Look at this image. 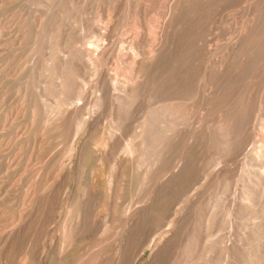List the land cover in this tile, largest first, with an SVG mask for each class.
Masks as SVG:
<instances>
[{
  "label": "rangeland",
  "instance_id": "1",
  "mask_svg": "<svg viewBox=\"0 0 264 264\" xmlns=\"http://www.w3.org/2000/svg\"><path fill=\"white\" fill-rule=\"evenodd\" d=\"M169 1L172 0H0V264H112L115 246L131 231L120 221L123 210L130 204L140 206L148 196L159 205L157 217L165 223L163 230L172 219L174 231L168 233L171 237L164 254L151 258L146 242L135 264H264V155L250 153L254 157L247 158V166L241 162L244 153L231 161L226 127L231 118L238 122L244 113L247 86L239 60L245 48L252 53L250 70L264 78V0L219 1L200 10L201 15L197 13L196 19L205 23V38L203 58H196L197 66L192 69L195 85L184 94L186 98L175 100L173 109L164 113L163 100L150 98L148 93L138 98L140 111L127 121L126 133L122 134L125 136L121 135L125 138L122 142L129 140L134 125L143 123L142 136L136 138L137 150L132 155L106 140L114 123L108 107L102 109L96 121L88 117L97 90L91 66L79 63L85 60L80 51L82 41L92 36L89 33L96 26L102 30L104 22L109 21L111 59L106 71L122 74L127 67L120 64L121 68L113 70L112 62L118 40L130 27L132 10L146 7L143 17L155 23L163 19ZM238 30L246 34L241 44L237 41ZM255 37L261 40L255 43ZM224 53L232 70L226 107L218 100V87L203 75ZM65 54L73 57L71 63L62 64ZM261 84L264 86V80L251 86L252 94ZM208 86L212 100L206 103ZM80 91V98L74 97ZM258 94H253V105ZM64 99L71 103L64 104ZM260 106L253 111L250 142L244 146L252 152L259 145L264 152V139L257 134L264 123V100ZM73 109L84 119L76 131Z\"/></svg>",
  "mask_w": 264,
  "mask_h": 264
},
{
  "label": "bare ground",
  "instance_id": "2",
  "mask_svg": "<svg viewBox=\"0 0 264 264\" xmlns=\"http://www.w3.org/2000/svg\"><path fill=\"white\" fill-rule=\"evenodd\" d=\"M118 1V0H117ZM128 1V0H127ZM154 1V0H153ZM160 1V0H158ZM165 1V0H164ZM226 3L230 0H172L163 14V19L158 20L155 23L152 21H148L143 17L145 13L146 7L137 8V10H132V19H130V27L125 28L126 30L123 32L124 37L118 40V48L117 52H115L114 58L115 61L113 70L120 67L119 65L123 64L127 67L126 72H122L118 74V71H114L112 73H107L106 65L111 59L110 54V44L112 42L111 35L109 31L112 29L110 22L105 21L103 29L101 30L99 26L95 27L91 33L92 36L82 41V46L80 47L81 56L85 57L84 61H80L81 65H90L93 70V85L97 90L96 97L91 103V107L87 111L88 117L95 118L100 115L103 111L102 109L108 107L110 114L114 116V123L111 124V127L108 129L106 134V140L110 141L109 144L112 147L120 148L123 153L127 155H132L137 150L138 143L135 141L137 137L142 136V124L134 125V132L132 133V137L122 142L124 139L121 138V135L125 132L127 121L133 119V116H137L140 111V102H138V98L140 96H144L146 93L149 94L153 98H158L159 100H163V113L173 109V103L175 100L181 99L186 92H190L189 90L192 86L195 85L193 80L196 78L193 77L192 69L197 66L196 58L202 57L204 51L202 49L204 47L203 43V29L204 22L202 20H197L199 17L197 13L200 10L205 9L209 4H215L217 2ZM124 2V1H122ZM152 2V1H151ZM149 2V3H151ZM246 2V1H245ZM257 2V1H256ZM254 2V3H256ZM166 3V2H165ZM132 4V3H131ZM156 4V3H155ZM261 4V3H260ZM153 5V4H152ZM164 5V4H163ZM92 6V5H91ZM123 6V5H122ZM130 6V5H128ZM155 6V5H154ZM159 6V5H158ZM236 6V5H235ZM120 7V6H119ZM150 7V6H149ZM159 8V7H158ZM157 8V9H158ZM208 8V7H207ZM250 10V7H248ZM256 8V7H254ZM252 8V10H254ZM153 9V8H152ZM248 10V11H249ZM251 10V11H252ZM262 10V9H261ZM102 11V10H101ZM107 11V10H106ZM159 11V10H158ZM104 12V10H103ZM100 12V13H103ZM109 12V11H108ZM120 12V11H119ZM131 12V11H130ZM161 12V11H160ZM258 12V11H256ZM263 12V11H262ZM110 13V12H109ZM148 14V13H147ZM155 14V13H154ZM153 14V15H154ZM162 14V13H161ZM200 14V13H198ZM264 14V13H263ZM106 15V14H105ZM102 15V16H105ZM157 15V14H156ZM155 15V16H156ZM201 15V14H200ZM251 15V14H250ZM262 15V13H261ZM259 15V16H261ZM98 16V15H97ZM110 16V15H109ZM108 16V17H109ZM147 16V15H144ZM256 16V15H255ZM254 16V17H255ZM77 17V16H75ZM126 17V16H125ZM201 17V16H200ZM252 17V16H251ZM128 18V17H127ZM130 18V17H129ZM150 18V17H149ZM74 19V18H73ZM124 19V18H123ZM261 19V18H260ZM85 20V19H84ZM102 20V19H101ZM100 20V21H101ZM126 20V19H125ZM153 20V18H152ZM228 20V19H227ZM251 20V19H250ZM256 20L253 18V21ZM99 21V22H100ZM123 21V20H122ZM202 21V22H200ZM128 22V20L126 21ZM236 22V21H235ZM264 22V21H263ZM89 22H87L88 24ZM125 23V22H123ZM260 23V20L259 22ZM257 23V24H258ZM101 24V22H100ZM114 24V23H113ZM120 24V23H119ZM128 24V23H127ZM262 24V23H261ZM83 25V24H82ZM91 25V24H88ZM264 25V23H263ZM128 25H126L127 27ZM86 27V26H85ZM91 27V26H89ZM113 27V26H112ZM255 27V26H253ZM88 28V27H87ZM92 28V27H91ZM261 28V26H260ZM241 30V29H240ZM238 30V31H240ZM244 30V29H242ZM246 30V29H245ZM247 31V30H246ZM255 31V30H253ZM74 33V32H73ZM245 33V32H244ZM242 31L239 32L238 43H242L246 34ZM255 33V32H254ZM260 33V31H259ZM88 34V33H87ZM206 34V33H205ZM116 36V35H115ZM119 36V35H118ZM117 36V37H118ZM120 37V36H119ZM246 38V37H245ZM256 38V37H255ZM261 37H257L255 39V43H258ZM117 39V38H116ZM115 39V40H116ZM236 41V39H235ZM263 42V41H262ZM261 42V43H262ZM208 43V42H207ZM235 43V42H233ZM240 43V44H241ZM254 43V42H252ZM215 45V44H214ZM254 45V44H250ZM69 46V45H68ZM114 47V46H113ZM225 47V46H224ZM68 48V47H67ZM245 48V47H244ZM251 48V47H250ZM74 49V48H73ZM216 49V48H215ZM242 49V48H241ZM258 49V48H257ZM261 49V48H260ZM66 50V49H65ZM64 50V52H65ZM227 50V49H226ZM229 50V49H228ZM235 50V48H234ZM264 50V49H263ZM261 50V51H263ZM112 51V50H111ZM211 49L208 48V52L210 53ZM217 51V50H216ZM244 51V50H243ZM255 51V50H254ZM225 52V51H224ZM258 52V51H257ZM226 53V52H225ZM224 53V54H225ZM236 53V52H234ZM264 53V52H263ZM212 54V53H211ZM223 54V53H221ZM233 54V53H232ZM252 54V53H251ZM250 53H247V49L245 48L242 57H240V67L245 72L244 80L247 86V91L245 94L244 100V113L240 121L237 122L235 119H230L228 123H226L227 132H228V142L230 146L229 159L233 161L236 157H239L241 153H244L242 165L247 166V158L252 156L251 154H255L256 157H262L264 154L262 145L254 148L253 152L251 148H244L247 142L250 140L251 131L250 128L251 121L254 114V109L260 106L262 100H264V86H261L256 89V92H259L257 101L253 105L252 97L253 93L250 90L251 86H254L257 81L264 80L260 74L256 72V70H250ZM256 54V52L254 53ZM259 56V54H256ZM209 56V55H208ZM211 56V55H210ZM59 57V56H57ZM62 57V56H61ZM229 57V56H228ZM236 57V56H235ZM113 58V57H112ZM254 59V58H251ZM113 60V59H112ZM111 60V61H112ZM255 60V59H254ZM73 61V57L71 55L65 54L63 55L62 64H66L67 62L71 63ZM232 62V61H231ZM48 63V62H47ZM262 63V62H261ZM206 64V63H205ZM215 67L212 66L209 71H204L203 75L207 77V81L210 84H215L216 87L220 90L219 94V102L224 103L223 105L226 107V102L229 99V84H230V63L227 60V55H223L222 59L215 62ZM253 64V63H252ZM67 66V65H65ZM123 66V68H125ZM206 66H209L206 64ZM121 68V67H120ZM122 68V69H123ZM77 69V68H76ZM256 69H258L256 67ZM126 70V68H125ZM124 71V70H120ZM30 72V71H29ZM66 74V73H65ZM206 74V75H205ZM66 76V75H65ZM232 76V75H231ZM258 76V78H256ZM67 78V77H66ZM83 78V77H82ZM88 78V77H87ZM79 79V78H78ZM86 79V78H84ZM82 81V80H81ZM55 83V82H54ZM84 83V82H83ZM82 84V83H81ZM232 84V83H231ZM77 85V84H76ZM205 85V84H204ZM259 85V84H258ZM67 86V85H66ZM72 86V85H71ZM57 86L56 88H58ZM83 87V86H82ZM81 87V88H82ZM231 87V86H230ZM258 87V86H257ZM79 88V87H78ZM79 88V89H81ZM208 88V90H207ZM27 89V88H26ZM77 89V88H76ZM197 89V87H195ZM86 90V89H85ZM84 90V93H85ZM207 93L204 95V101L208 103L212 100V97L209 96L210 86L206 87ZM218 91V90H216ZM199 92V91H198ZM203 92V91H202ZM239 92V91H238ZM67 93V92H66ZM74 93V92H73ZM79 93H74V97L80 98ZM96 93V92H95ZM212 94V93H211ZM217 95V94H216ZM238 95V94H236ZM83 96V94H82ZM215 96V95H214ZM218 96V95H217ZM41 97V96H40ZM255 97V96H254ZM131 98V99H129ZM183 98H186L183 97ZM215 98V97H214ZM239 98V97H238ZM60 99V98H59ZM75 100V98H74ZM156 100V99H153ZM217 100V102H218ZM157 102V101H156ZM234 102V101H233ZM60 103V102H59ZM63 103H71V101L63 100ZM155 103V102H154ZM57 104V103H56ZM62 105V103H60ZM78 105V103H76ZM140 104V105H139ZM59 105V104H58ZM143 105V104H142ZM146 105V104H144ZM218 105V104H217ZM231 105V104H229ZM263 105V104H262ZM55 106V105H54ZM60 106V105H59ZM74 106V105H73ZM203 106V105H202ZM214 106V105H213ZM53 107V106H52ZM189 107V106H188ZM230 107V106H229ZM49 108V107H48ZM63 108V107H62ZM88 108V107H87ZM228 108V107H227ZM226 108V109H227ZM257 108V110H258ZM59 109V108H57ZM50 110H52L50 108ZM54 110V109H53ZM67 110V109H66ZM73 109V112L76 110ZM105 110V109H104ZM261 110H264L261 108ZM160 111V110H159ZM226 111V110H222ZM243 111V109H242ZM54 112V111H52ZM70 112V110H69ZM105 112V111H104ZM138 112V113H137ZM261 112V111H259ZM224 113V112H223ZM262 113V112H261ZM71 114V113H69ZM74 114V113H73ZM103 114V113H102ZM220 114V113H219ZM225 114V113H224ZM223 114V115H224ZM230 114V113H229ZM47 115V114H46ZM85 115V113H84ZM140 115V114H139ZM222 115V114H221ZM228 115V114H227ZM67 116V114H66ZM33 117V116H32ZM53 117V116H52ZM101 117V116H100ZM99 117V118H100ZM226 117V116H225ZM67 118V117H65ZM74 131H76L83 123V117L79 116L77 113L74 114ZM222 118V117H221ZM261 119V117H259ZM264 118V116H263ZM98 119V118H97ZM223 119V118H222ZM34 120V119H33ZM32 120V121H33ZM38 120V119H36ZM63 120V119H61ZM66 120V119H65ZM63 120V121H65ZM93 120V121H94ZM35 121V120H34ZM69 121V120H68ZM72 121V120H71ZM88 121V120H87ZM96 121V120H95ZM261 121V120H260ZM46 122V121H45ZM150 122V121H149ZM52 123V122H51ZM95 123V122H93ZM97 123V122H96ZM255 123V122H254ZM262 123V122H260ZM43 124V123H42ZM60 124V123H58ZM50 126V125H49ZM90 126V124H89ZM72 127V129H73ZM86 127V126H85ZM91 127V126H90ZM139 127V128H137ZM61 130V129H60ZM87 130V129H86ZM130 130V128H128ZM162 130V129H161ZM90 132V130H88ZM87 131V132H88ZM128 132V131H127ZM148 132V131H147ZM162 132V131H161ZM126 133V132H125ZM72 134V133H71ZM80 134V133H78ZM87 134V133H86ZM258 138L264 139V123L260 124L258 127ZM84 135V134H83ZM97 135V134H96ZM64 136V135H63ZM66 136V135H65ZM125 136V135H122ZM87 137V135H86ZM79 138V137H78ZM83 138V137H82ZM85 138V137H84ZM83 138V139H84ZM148 138V137H147ZM8 139V138H7ZM123 139V140H122ZM159 139V138H158ZM255 139V138H254ZM253 139V140H254ZM257 139V138H256ZM255 139V140H256ZM122 140V141H121ZM255 143V141H253ZM77 141V140H76ZM226 141V140H225ZM122 142V143H121ZM161 142V141H160ZM250 142V141H249ZM258 142V140L256 141ZM260 142V140H259ZM258 142V143H259ZM7 143V142H6ZM163 144V143H162ZM251 144V143H250ZM249 144V145H250ZM10 145V144H9ZM8 145V147H9ZM44 145V144H43ZM75 145V143H73ZM93 145V144H92ZM14 147V146H13ZM252 147V146H251ZM100 150V149H98ZM108 150H110L108 148ZM13 151V150H12ZM11 151V152H12ZM113 151V150H112ZM10 152V151H9ZM81 152V151H80ZM185 152V151H184ZM110 153V152H108ZM251 153V154H250ZM82 154V153H81ZM239 155V156H238ZM183 156V155H182ZM16 157V156H14ZM121 157V156H119ZM157 157V156H156ZM254 157V156H252ZM125 158V157H124ZM71 159V158H70ZM219 159V158H217ZM221 159V158H220ZM251 159V158H249ZM253 159V158H252ZM257 159V158H256ZM61 160V159H60ZM76 160V158H75ZM97 160V159H96ZM111 160V159H110ZM155 160V159H154ZM181 160V159H180ZM254 160V159H253ZM119 161V160H118ZM218 161V160H217ZM260 161V160H259ZM153 162V161H152ZM158 162V161H156ZM161 162V161H159ZM257 163V161H255ZM12 163V162H11ZM47 163V162H46ZM78 163V162H76ZM178 163V162H177ZM180 163V161H179ZM185 163V162H183ZM216 164V162L214 161ZM239 163V161L237 162ZM250 162H248L249 164ZM255 163V164H256ZM10 164V162H9ZM15 164V163H14ZM20 164V163H19ZM24 164V163H23ZM70 164V163H68ZM234 164V163H233ZM261 164V163H260ZM77 165V164H76ZM178 165V164H177ZM250 165V164H249ZM257 165V164H256ZM12 166V164L10 165ZM8 166V167H10ZM66 166V165H65ZM87 166V165H86ZM212 166V165H211ZM210 166V167H211ZM8 167H6L8 169ZM16 167V166H15ZM21 167V166H20ZM67 167V166H66ZM113 167V166H112ZM116 167V166H115ZM169 167V166H168ZM176 167V166H175ZM178 167V166H177ZM217 167V166H216ZM24 169V167H22ZM86 168V167H85ZM123 168V167H122ZM231 168V167H230ZM260 168V167H259ZM21 169V168H20ZM66 169V168H63ZM118 169V168H117ZM175 169V168H174ZM210 169V168H209ZM247 169V168H246ZM76 170V169H75ZM125 170V169H124ZM207 170V169H206ZM41 171V170H40ZM64 171V170H63ZM77 171V170H76ZM75 171V172H76ZM94 171V170H92ZM91 171V172H92ZM205 171V170H204ZM215 171V170H214ZM228 171V170H227ZM24 172V171H23ZM73 172V173H75ZM117 172V170L115 171ZM157 172V170H156ZM159 172V171H158ZM210 172V171H209ZM223 172V171H222ZM235 172V171H234ZM64 173V172H63ZM195 173V172H194ZM219 173V172H218ZM221 173V172H220ZM231 173V172H230ZM246 173V172H245ZM62 174V173H61ZM79 174V173H78ZM87 174V173H86ZM229 174V173H228ZM240 174V173H237ZM248 174V173H247ZM18 175V174H17ZM25 175V174H24ZM63 175V174H62ZM262 175V174H261ZM98 176V175H97ZM113 176V175H112ZM249 176V175H248ZM16 177V176H14ZM29 177V176H28ZM51 177V176H49ZM75 177V176H74ZM237 177V176H236ZM261 177V176H260ZM43 178V177H42ZM41 178V179H42ZM64 178V176H63ZM112 178V177H111ZM238 178V177H237ZM40 179V178H39ZM40 179V180H41ZM52 179V178H51ZM59 179V178H58ZM65 179V178H64ZM76 179V178H75ZM88 179V178H87ZM116 179V178H115ZM91 180V179H90ZM100 180V179H98ZM107 180V179H106ZM110 180V178H109ZM235 180V179H234ZM246 180V179H244ZM263 180V179H262ZM36 181V180H35ZM46 181V180H45ZM93 181V180H91ZM104 181V180H103ZM149 181V180H147ZM254 181V180H253ZM256 181V180H255ZM254 181V182H255ZM12 182V181H11ZM66 182V181H65ZM80 182V181H78ZM94 182V181H93ZM98 182V181H97ZM109 182V181H108ZM222 182V181H221ZM240 182V181H239ZM250 182H252L250 180ZM48 183V181H47ZM61 183V182H60ZM238 183V182H237ZM11 184V183H10ZM34 184V183H33ZM36 184V183H35ZM58 184V182H57ZM57 184H55L57 186ZM109 184V183H108ZM114 184V183H113ZM259 184V183H258ZM39 185V184H38ZM75 185V184H74ZM177 185V184H176ZM232 185V184H231ZM238 185V184H237ZM59 186V185H58ZM95 186V185H94ZM239 186V185H238ZM241 186V185H240ZM261 186V185H260ZM6 187V186H5ZM62 187L61 185L59 186ZM252 188V186H250ZM254 187V186H253ZM36 188V187H35ZM39 188V187H38ZM51 188V187H50ZM64 188V187H63ZM236 188V187H235ZM234 188V189H235ZM244 188V187H242ZM42 189V187H41ZM254 189V190H253ZM250 189L256 191L255 188ZM10 190V189H8ZM5 190V191H8ZM30 190H32L30 188ZM117 190V189H116ZM144 190V189H143ZM146 190V189H145ZM232 190V187H231ZM4 191V192H5ZM44 191V190H43ZM42 191V192H43ZM110 191V190H109ZM115 191V190H114ZM235 191V190H234ZM12 192V191H11ZM21 192V191H20ZM35 192V191H34ZM81 192V191H80ZM6 193V192H5ZM33 193V192H32ZM39 193V192H38ZM37 193V194H38ZM108 193V192H107ZM151 193V192H150ZM248 193V192H247ZM8 194V193H7ZM14 194H16L14 192ZM40 194V193H39ZM78 194V193H77ZM113 194V193H112ZM152 194V193H151ZM232 194V193H230ZM236 194V193H235ZM259 194V193H258ZM11 195V194H10ZM20 195V193H19ZM30 195V194H28ZM51 195V194H50ZM56 195V194H55ZM72 195V194H71ZM70 195V196H71ZM98 195V194H97ZM250 195V194H249ZM25 196H27L25 194ZM23 196V197H25ZM60 196V195H59ZM96 196V195H95ZM232 196V195H231ZM244 195H242L243 197ZM15 197V196H14ZM40 197V196H39ZM49 197V196H48ZM58 197V196H56ZM55 197V198H56ZM73 197V196H72ZM77 197V196H76ZM81 197V196H80ZM90 198V196L88 195ZM237 197V194L236 196ZM249 197V196H247ZM246 197V198H247ZM34 198V197H33ZM35 198H37L35 196ZM51 198H53L51 196ZM50 198V199H51ZM95 198V197H93ZM98 198V196H97ZM103 198V197H102ZM192 198V197H191ZM240 198V197H239ZM256 198V195H255ZM12 199V198H11ZM38 199V198H37ZM41 199V197H40ZM49 199V201H50ZM54 199V198H53ZM70 199V198H69ZM96 199V198H95ZM46 200V199H45ZM73 200V199H72ZM85 200V199H84ZM232 200V199H231ZM243 200V199H239ZM35 201V199H34ZM38 201V200H37ZM48 201V200H46ZM48 201V202H49ZM76 201V200H75ZM90 201V200H89ZM106 201V200H105ZM234 201V200H233ZM245 201V199L243 200ZM39 202V201H38ZM41 202V200H40ZM44 202V201H42ZM41 202V203H42ZM86 202V201H85ZM2 203V202H1ZM15 203V202H14ZM19 203V202H18ZM33 203V202H32ZM233 203V202H232ZM236 203V201L234 202ZM238 203V201H237ZM243 203V202H242ZM248 203V202H246ZM253 203H256L255 201ZM37 204V203H36ZM45 204V203H44ZM49 204V203H48ZM55 205V203H53ZM91 204V203H90ZM88 204V205H90ZM97 204V203H95ZM240 204V203H239ZM252 204V203H250ZM1 205V204H0ZM24 205V204H23ZM43 205V204H41ZM52 205V204H51ZM134 205V204H133ZM174 205V204H173ZM229 205V204H228ZM19 206V205H17ZM21 206V205H20ZM35 206V205H34ZM102 206V205H101ZM234 206V205H233ZM251 206V205H250ZM37 207V206H36ZM39 207V206H38ZM44 207V206H43ZM42 207V208H43ZM159 205L154 203L153 199L148 196L145 198L144 202L140 206H132L128 205L121 215L120 221L124 227L131 229V231L124 236V238L115 246V253L111 257L112 264H135V258L140 253H142L145 249V244L148 242L149 247L151 248V258L160 255L163 252L164 247L167 245L169 241L168 233L172 232V222L168 224L167 230H163V221L158 219L157 210ZM172 207V206H171ZM230 207V205H229ZM236 207V206H235ZM238 207V206H237ZM41 208V209H42ZM45 208V207H44ZM233 208V207H232ZM248 208V207H246ZM27 209V208H25ZM52 209V208H51ZM48 209V210H51ZM89 209V208H88ZM109 209V208H108ZM111 209V207H110ZM109 209V210H110ZM231 209V208H230ZM250 209V208H249ZM253 209V208H252ZM31 210V209H30ZM36 210V209H35ZM46 210V209H44ZM47 210V211H48ZM53 210V209H52ZM83 210V209H81ZM15 211V210H14ZM17 211V210H16ZM46 211V212H47ZM85 211V210H84ZM87 211V210H86ZM169 212V210H167ZM35 212V211H34ZM49 212V211H48ZM73 212V211H72ZM173 212V211H171ZM229 212V211H228ZM231 212V211H230ZM41 214V212H39ZM45 213V212H44ZM66 213V212H65ZM71 213V212H69ZM95 213V212H94ZM30 214V213H29ZM33 214V213H32ZM172 214V213H170ZM18 215V214H17ZM26 215V214H25ZM213 215V214H211ZM210 215V216H211ZM230 215V214H228ZM233 215V214H231ZM83 216V215H82ZM169 215H167L168 217ZM184 216V215H183ZM235 216V214H234ZM233 216V217H234ZM88 217V216H87ZM105 217V216H104ZM181 217V216H180ZM232 217V218H233ZM85 218V217H84ZM249 218V217H248ZM26 219V218H25ZM51 220V218L49 217ZM179 219V218H178ZM14 220V219H13ZM42 220V219H41ZM48 220V219H45ZM87 220V219H86ZM26 221V220H25ZM30 221V220H29ZM81 221V220H80ZM88 221V220H87ZM236 221V220H235ZM65 222V221H64ZM177 223V221H175ZM238 222V221H237ZM240 222V221H239ZM41 223V222H39ZM44 223V222H43ZM235 223V222H233ZM254 223V222H253ZM46 224V223H45ZM75 224V223H74ZM88 224V223H86ZM182 224V223H181ZM228 224V223H227ZM259 224V223H258ZM7 225V224H6ZM42 225V224H41ZM44 225V224H43ZM42 225V226H43ZM62 225V224H61ZM97 225V223H96ZM9 226V225H7ZM63 226V225H62ZM65 226V225H64ZM259 226V225H258ZM11 227V226H10ZM254 227V226H252ZM1 228V227H0ZM6 228V227H5ZM64 228V227H63ZM88 228V227H87ZM70 229V228H69ZM101 230V228H98ZM190 229V228H189ZM232 229V228H231ZM258 229V228H257ZM3 230V229H2ZM43 230V228H42ZM84 230V229H83ZM91 230V229H90ZM259 230V229H258ZM256 230V231H258ZM94 231V230H92ZM255 231V230H254ZM262 230H260L261 232ZM2 232V231H1ZM66 232V231H65ZM69 232V231H68ZM97 232V231H96ZM95 232V233H96ZM118 232V231H117ZM177 232V231H176ZM253 232V231H252ZM71 233V232H69ZM120 233V232H119ZM231 233V232H230ZM7 234V233H6ZM10 234V233H9ZM38 234V233H37ZM63 234V232H62ZM170 234V233H169ZM4 235V234H3ZM39 235V234H38ZM36 235V238L39 236ZM53 236V234H51ZM175 235V234H174ZM243 235V234H242ZM260 235V234H259ZM38 236V237H37ZM47 236V235H46ZM72 236V235H71ZM87 236V235H86ZM85 236V237H86ZM81 237V236H80ZM111 237V236H110ZM231 237V236H230ZM30 238V237H29ZM27 238V239H29ZM41 238V237H40ZM238 238V237H237ZM192 239V238H191ZM235 239V238H234ZM243 239V238H242ZM25 240V239H23ZM30 240V239H29ZM36 240V239H35ZM38 240V239H37ZM40 240V239H39ZM54 240V239H53ZM110 240V239H109ZM112 240V239H111ZM232 240V238H231ZM55 241V240H54ZM70 241V240H69ZM228 241V238H227ZM36 242V241H35ZM107 242V241H106ZM235 242V241H234ZM243 242V241H242ZM26 243V242H25ZM39 243V242H38ZM37 243V244H38ZM55 243V242H54ZM239 243V242H238ZM34 244V243H33ZM105 244V243H104ZM231 244H234L231 242ZM230 244V245H231ZM240 244V243H239ZM29 245V244H27ZM54 245V244H53ZM242 245V244H241ZM24 246V245H23ZM112 246V245H111ZM229 246V245H228ZM234 246H236L234 244ZM71 247V246H70ZM230 247V246H229ZM95 248V246H94ZM100 248V247H99ZM166 248V247H165ZM29 249V248H28ZM32 249V248H31ZM34 249V248H33ZM172 249V248H171ZM241 249V248H240ZM209 250V249H208ZM26 251V250H25ZM170 251V250H169ZM174 251V250H173ZM172 251V252H173ZM228 251V250H227ZM235 251V250H234ZM165 252V251H164ZM163 252V254H164ZM171 252V253H172ZM7 253V252H6ZM226 253V252H225ZM240 253V252H239ZM242 253V252H241ZM168 254H170L168 252ZM96 255V254H95ZM143 255V254H142ZM225 255V254H224ZM97 256V255H96ZM233 256V255H232ZM141 257V256H139ZM171 257V256H170ZM235 257V255H234ZM35 259V258H34ZM95 259V258H94ZM139 259V258H138ZM170 259V258H168ZM235 259V258H234ZM104 260V258H103ZM108 260V259H107ZM145 260V259H144ZM226 260V259H225ZM237 260V259H236ZM229 261V260H228ZM238 261V260H237ZM66 262V261H65ZM137 262V260H136ZM181 262V261H180ZM226 262V261H224ZM101 263V262H100ZM263 263V262H262ZM108 264V263H107ZM145 264V262H144ZM239 264V263H238ZM244 264V263H243Z\"/></svg>",
  "mask_w": 264,
  "mask_h": 264
}]
</instances>
